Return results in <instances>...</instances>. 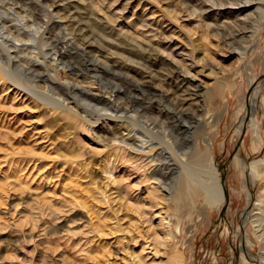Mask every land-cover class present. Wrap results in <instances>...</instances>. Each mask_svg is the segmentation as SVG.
Wrapping results in <instances>:
<instances>
[{"label": "rangeland", "instance_id": "374dc122", "mask_svg": "<svg viewBox=\"0 0 264 264\" xmlns=\"http://www.w3.org/2000/svg\"><path fill=\"white\" fill-rule=\"evenodd\" d=\"M249 1L0 0V264H260L264 234L260 240L256 223L264 233V213L258 222L249 217L259 209L247 205L244 170L238 164L264 155V18L250 37L249 19L262 0ZM86 41L90 47L83 49ZM169 41L171 46L164 47ZM154 44L167 51L176 47L172 66L168 58L156 57ZM11 60L91 91L107 85L102 89L117 94L120 105L136 100L140 120L125 121L122 107L23 75ZM177 64L189 68L201 85L172 78L169 71ZM144 78L150 85L159 78L161 88L197 104L173 112L149 84L134 86ZM253 97L261 134L257 140L248 125ZM199 102L205 109L198 108ZM110 112L117 116L109 118ZM195 116H209V122L198 124ZM153 119L157 128L150 125ZM126 125L160 146L170 140L183 158L192 154L196 140L202 144L210 134L221 186L216 202L208 203L196 189L181 215L170 208L183 173L172 168L175 154L158 157L153 169L161 185L158 193L150 192V184H156V179L146 180L150 168H130L122 161V139L135 132ZM263 189L264 179L258 176L251 193L256 197ZM162 208L171 224L168 241L159 238L158 219L147 217L146 210L158 217Z\"/></svg>", "mask_w": 264, "mask_h": 264}, {"label": "bare ground", "instance_id": "6f19581e", "mask_svg": "<svg viewBox=\"0 0 264 264\" xmlns=\"http://www.w3.org/2000/svg\"><path fill=\"white\" fill-rule=\"evenodd\" d=\"M184 2V0H182ZM186 1V0H185ZM188 1V0H187ZM249 1V0H246V2ZM245 2V1H244ZM187 3V2H186ZM202 3V2H201ZM240 3V2H239ZM250 3V1H249ZM235 4V3H234ZM241 4V3H240ZM206 5V4H205ZM196 6L198 7V4H196ZM238 6V4H237ZM188 8V7H187ZM204 8V7H203ZM206 8V7H205ZM192 10V9H191ZM197 10V9H196ZM190 11V10H189ZM195 11V10H194ZM201 11H203V9H201ZM193 12V11H192ZM200 12V11H199ZM143 13V12H142ZM203 13V12H202ZM255 13V12H254ZM45 14V13H44ZM99 14V13H98ZM2 15V14H1ZM100 15V14H99ZM55 16V15H54ZM250 16V15H249ZM246 17V16H245ZM248 18V17H246ZM263 18H264V0H262V2H260L257 6H256V13L254 14V16L252 18L249 19V26L252 27V30L250 32V37L253 36V33L255 34V31L261 26L262 24V21H263ZM104 19V18H103ZM146 19V18H145ZM244 19V18H243ZM57 20V19H56ZM247 20V19H246ZM54 21V20H53ZM62 21V20H61ZM243 22V20H241ZM68 22V21H66ZM147 22V21H146ZM156 22V21H155ZM248 23V21H247ZM2 24V23H1ZM56 24V23H55ZM246 25V24H245ZM63 26V25H62ZM244 26V25H243ZM52 27V26H51ZM70 27V25H69ZM95 27V26H94ZM245 27V26H244ZM53 28V27H52ZM66 28V27H65ZM247 28V27H246ZM260 29V28H259ZM109 30V29H108ZM249 30V29H248ZM51 31V30H50ZM77 31V30H76ZM133 31V30H132ZM162 31V30H161ZM53 32V31H52ZM81 32V31H80ZM127 32V31H126ZM30 33V32H29ZM61 33V32H60ZM60 35V34H59ZM67 35V34H66ZM79 35V34H78ZM77 35V36H78ZM50 36V35H49ZM53 36V35H52ZM64 36V35H63ZM131 36V35H130ZM48 37V36H46ZM84 37V36H83ZM160 37V36H159ZM158 37V38H159ZM79 38V37H78ZM134 38V37H133ZM173 38V37H172ZM49 39V38H48ZM51 39H53V37H51ZM82 39V38H81ZM91 39V38H90ZM157 39V38H156ZM161 39V38H160ZM84 40V39H83ZM87 40V39H86ZM18 41V40H17ZM53 42V40H51ZM85 41V40H84ZM29 42V41H28ZM51 42V43H52ZM75 42V41H74ZM147 42V41H146ZM156 42V41H155ZM23 43V42H22ZM54 43V42H53ZM90 43L91 42H83L82 44V48H87V47H90ZM144 43V42H143ZM157 43L158 40H157ZM161 43V42H160ZM76 44V43H75ZM106 44V43H105ZM172 43H170L169 41V45H165L164 47L166 46H171ZM80 45V44H79ZM78 45V46H79ZM93 45V43H92ZM132 45V44H131ZM149 45V44H148ZM152 45V44H151ZM149 45V46H151ZM242 45V44H241ZM240 45V46H241ZM246 45V44H245ZM38 46V45H37ZM59 46V45H58ZM146 46V43L145 45ZM153 46V45H152ZM154 50L156 51V57H158L159 59H162L163 61H166L167 58H168V61H166L167 65H173L172 63L176 60L174 58V50L175 48L171 47L169 49V51L165 50L164 48H161V46H156L154 44ZM54 47V46H53ZM185 47V46H184ZM183 47V48H184ZM242 47V46H241ZM92 48V47H91ZM89 48V49H91ZM146 48V47H145ZM152 48V47H151ZM63 49V48H62ZM99 49V48H98ZM147 49H148V46H147ZM146 49V50H147ZM245 49V48H244ZM243 49V50H244ZM18 50V49H16ZM80 50V49H79ZM149 50H151L149 48ZM153 50V52H155ZM56 51V50H55ZM92 51V49L90 50ZM245 51V50H244ZM93 52V51H92ZM134 52V51H133ZM142 52V50H141ZM144 52V50H143ZM149 52V51H148ZM151 52V51H150ZM152 52V53H153ZM65 53V52H64ZM10 54V53H9ZM28 54V53H27ZM39 54V53H38ZM57 54V53H56ZM55 54V55H56ZM155 54V53H154ZM177 53L175 52V55ZM193 54V53H192ZM6 55V53H5ZM31 55V54H30ZM46 55V54H45ZM58 55L61 57V60H64L62 59L63 57V51L62 50H58ZM68 55V54H67ZM147 55H150V54H147ZM152 55V54H151ZM189 55V54H188ZM154 56V55H152ZM11 57V56H10ZM15 57V56H14ZM40 57V56H39ZM91 57V56H90ZM148 57V56H147ZM93 58V57H92ZM96 58V57H95ZM146 58V57H144ZM97 59V58H96ZM102 58H100L101 60ZM143 59V58H142ZM152 59V58H151ZM181 58H179L180 60ZM14 60V59H13ZM17 60V59H16ZM115 60V59H114ZM121 60V59H120ZM125 60V59H124ZM149 60V59H148ZM156 60V59H155ZM3 61V60H2ZM35 61V60H34ZM95 61V60H94ZM113 61V60H112ZM116 61V60H115ZM114 61V62H115ZM161 61V62H163ZM184 61V60H183ZM186 61V60H185ZM36 62V61H35ZM39 62V61H38ZM62 62V61H61ZM146 62V61H144ZM11 63L15 66V67H18L19 70L23 73V75L27 74V75H33L34 77H43L44 79H46L48 81V83L54 87H62L69 90V91H77L78 92V95H83L82 97H86L87 99L90 98V99H97V100H100V101H103L105 102L106 104H110L112 106H114L115 108H121L122 107V111H124L123 113H126L127 115L124 117V120L125 121H130V122H135L136 120H138V116L137 113L138 110L134 108V104L136 102V100H132V102H130L129 104L127 105H120L117 101V98L115 97L117 94L115 93H110L108 92L109 89L105 90V89H102V88H105L107 87V85H102L101 88H98L96 91H91L86 88H84V86L82 87L81 85L79 84H73L70 83V82H60L58 81L54 75L50 74V72H40V70L38 71L36 69V67L32 64H19L18 62H14L11 60ZM100 64H105L104 62L102 61H99ZM7 64V63H6ZM43 63H41L42 65ZM98 64V63H97ZM115 64V63H113ZM149 64V63H148ZM186 64V63H185ZM5 65V64H4ZM116 65V64H115ZM152 65V64H150ZM192 65V63H191ZM1 66V65H0ZM171 66H170V69H171ZM70 67V66H69ZM97 67H100V66H97ZM111 67V66H110ZM115 67V66H114ZM119 67V66H118ZM121 67V66H120ZM175 71L171 70L169 71L171 73V77L173 76L176 81H178L179 83H187V85H190V84H193V83H198V85L200 86L201 83L199 81H197V77L195 76V74L191 73L189 68H186L184 65H175ZM189 67V66H187ZM192 67V66H191ZM92 68V67H91ZM101 68V67H100ZM15 69V68H14ZM47 69V68H46ZM45 69V70H46ZM93 69V72L97 71L98 69L97 68H92ZM112 69V68H111ZM116 69V68H115ZM17 70V69H16ZM100 70V69H99ZM168 70V69H167ZM124 71V70H123ZM143 71V70H142ZM141 71V72H142ZM145 71V70H144ZM12 72V70H11ZM92 72V71H90ZM100 72V71H99ZM140 72V73H141ZM8 73V72H6ZM10 73V72H9ZM86 73V72H85ZM168 73V72H167ZM169 73V74H170ZM98 74V72H97ZM125 74H128V73H125ZM22 75V74H21ZM95 75V74H94ZM93 75V76H94ZM152 75V73H151ZM155 75V74H154ZM96 76V75H95ZM129 76V75H128ZM169 76V75H168ZM164 77V76H163ZM172 77V78H173ZM127 78V77H126ZM161 78V77H159ZM157 78L159 81L160 79ZM69 79V78H68ZM67 79V81H68ZM71 79V78H70ZM134 80V79H133ZM163 80V79H161ZM16 81V80H15ZM70 81V80H69ZM75 82V80H73ZM77 81V80H76ZM108 81V80H107ZM140 82L137 81V83L134 85V86H137L139 87V89H143L144 87H146V85L149 84L150 80L149 79H142L140 80ZM155 81V80H154ZM157 82L156 84L154 83L153 85H150L149 84V88L155 93V95L157 97H159L161 100H163L164 102H166L170 108H172L173 112L176 110L177 111H186L188 110V108L184 107L182 108L183 106L185 105H192L193 103L194 104H197V102H194L191 97H188V96H182V95H177L174 91H171V92H168L166 90H164L163 88H161V83L160 82ZM95 82V81H94ZM263 82V81H262ZM14 83V81H13ZM112 83V82H111ZM130 83H132L130 81ZM82 84V83H81ZM93 84V82H92ZM133 84V83H132ZM18 85V84H17ZM49 85V86H50ZM130 85V84H129ZM186 85V84H185ZM196 85V86H198ZM19 86V85H18ZM21 86V85H20ZM116 86V85H115ZM261 87V84L259 85ZM259 86L256 88V92L259 88ZM29 88L33 89V85H28ZM87 87V86H86ZM127 87V86H126ZM203 87V86H202ZM35 88V87H34ZM62 88V89H63ZM133 88V87H131ZM59 89V88H58ZM64 89V90H65ZM128 89V88H127ZM146 89V88H145ZM148 89V87H147ZM25 90V88H24ZM53 90V89H52ZM138 90V88H137ZM182 91H184L185 89H181ZM63 91V90H62ZM66 91V90H65ZM131 90H129L130 92ZM134 91V90H133ZM132 91V92H133ZM189 91V90H188ZM76 92V93H77ZM128 92V93H129ZM136 92V91H135ZM150 92V91H149ZM185 92V91H184ZM255 92V94H256ZM53 93V92H52ZM137 93V92H136ZM60 94H61V91H60ZM135 94V93H134ZM151 94V93H150ZM186 94V93H185ZM254 94V96H255ZM152 95V94H151ZM189 95V94H188ZM49 96V95H48ZM69 96V95H68ZM142 96V95H141ZM79 97V96H78ZM129 97V95H128ZM256 97V96H255ZM83 99V98H82ZM89 99V100H90ZM53 100H56V99H53ZM80 100V99H79ZM85 101V99H84ZM131 101V99H130ZM162 101V102H163ZM198 101V100H197ZM88 102V101H87ZM94 102V101H93ZM142 102V101H141ZM79 103V102H78ZM122 103V102H121ZM200 104V102H199ZM146 105V104H145ZM151 105V104H150ZM95 106V105H94ZM141 106V105H140ZM143 106V105H142ZM149 106V105H148ZM165 106V105H164ZM200 109H205V105L202 103L200 105H198ZM147 107V106H146ZM145 107V108H146ZM196 107V106H195ZM194 107V108H195ZM144 108V110H145ZM190 109V108H189ZM199 109V110H200ZM164 110V109H163ZM171 110V111H172ZM194 110V109H193ZM248 112H249V119H248V125L250 126L251 130L254 131V135H253V138L254 140H257L261 137V134H260V131H259V125L257 124V119L256 117L254 116V111H255V101H254V97L252 98V100L250 101L249 103V107H248ZM111 111V110H110ZM118 111V110H117ZM148 112V110H145ZM100 112V111H99ZM141 112H143L141 110ZM161 112H162V109H161ZM197 112V111H196ZM256 112V111H255ZM169 113V112H168ZM171 113V112H170ZM182 113V112H181ZM119 114V113H118ZM143 115H147L149 113H142ZM192 114V113H191ZM109 115V118L110 117H115L117 116V114L114 112V113H108ZM173 115V114H171ZM177 115V114H176ZM141 116V115H139ZM152 116V115H151ZM170 116V115H169ZM181 116V115H180ZM183 116V115H182ZM191 116V115H190ZM145 117V116H143ZM172 117V116H170ZM185 117V116H184ZM196 117V116H195ZM102 118V117H101ZM119 119V118H118ZM152 119V118H151ZM121 120V119H120ZM140 120V118H139ZM146 120V119H145ZM148 120V119H147ZM198 124L201 123L203 124L204 126L209 122V116H203L202 118H199V117H196L194 119ZM155 120L153 119L150 123L154 125V122ZM161 121V120H160ZM179 121V120H178ZM144 122V121H143ZM143 122H140V123H143ZM150 122V121H149ZM154 122V123H152ZM170 122V121H169ZM125 123V122H124ZM147 123V122H146ZM168 123V122H167ZM166 123V124H167ZM179 123V122H177ZM246 123V122H245ZM119 124V123H118ZM156 124V123H155ZM172 124V123H171ZM183 124V123H182ZM247 124V123H246ZM147 125V124H146ZM149 125V126H150ZM174 125V124H173ZM129 125H126L125 128L126 130H135L134 132V135L130 138V139H122L123 141V148H122V161L123 162H128V166L127 167H140L142 166L141 168L144 170V169H147V168H150V175H148L146 177V180H151L152 179H156V184H150L151 186L150 187V192H153L155 193V190L157 189V187L159 186L160 187V181H159V178L157 176V171L155 172V169L153 168H156L157 166H159V163H157V159L158 157H162L163 160L164 159H169V157L173 154L176 155V163H172V168H177V169H182L183 170V173L179 176V184L176 188V190L174 191V194L172 195V202H171V206L170 208L172 207L173 210L175 212H178L180 214V211L182 209V207H184V205L186 206L188 203H189V200L190 198L192 197V192L195 191L196 189L201 191L204 196H205V199L208 203H215L216 200L220 197L221 195V186L217 183V171H216V168L215 166L213 165L212 163V153H211V146H212V136L210 134L208 135H205L202 139V144H201V141H197L196 140V147L194 148L192 154H190V156L188 158H183L182 156H179L178 154L175 153V150L173 148V146H171L170 143L167 139H163L166 143V147H163V146H160V144H163L161 142H156L154 141L153 139H150V138H146L144 136V134L141 132V129L137 128V127H128ZM156 127V125H154ZM161 126V125H160ZM240 127V125L238 126ZM149 128H152V126H150ZM157 128V127H156ZM162 128V127H161ZM247 128V127H246ZM245 128V129H246ZM257 128V129H256ZM164 130V129H163ZM250 130V129H249ZM148 131V130H147ZM165 132V131H163ZM188 132V131H187ZM114 133V131H113ZM116 134V133H115ZM160 134V133H159ZM118 135V134H117ZM166 135V134H165ZM153 136V135H152ZM151 136V137H152ZM167 136V135H166ZM165 136V138H167ZM173 136V135H171ZM198 136V135H197ZM113 137V136H112ZM118 138V136H116ZM162 137V136H161ZM154 138V137H153ZM160 139V138H158ZM238 139V138H237ZM263 139V138H262ZM162 140V139H161ZM172 142V141H171ZM256 142V141H255ZM106 144V143H105ZM236 145V143H235ZM105 147V146H104ZM237 147V146H236ZM120 148V147H119ZM154 148V152L153 153H150L148 154V152L150 150H152ZM235 148V147H234ZM239 148V147H238ZM178 149V148H177ZM241 149V148H240ZM237 150V149H236ZM235 150V151H236ZM181 150L179 151V154H180ZM240 152V151H239ZM178 153V152H177ZM183 154V153H182ZM239 159V158H238ZM119 160V159H118ZM240 160V159H239ZM121 161V162H122ZM170 164V163H169ZM238 164L241 165L242 167V170H244L242 172V175H243V187L247 186V189H246V201H247V205H251L252 204V208L253 209H259V212L257 213H254L252 214L251 212H249V217L251 216L253 218V222H258L259 219H260V216H261V211L264 213V189H263V194L262 193H259L256 197L253 196V194L251 193V185L252 184H256V180L258 178V176H261L263 179H264V155L262 157H259V158H256V159H251L249 161H245L243 159H241ZM126 166V165H125ZM161 168V167H160ZM163 168V167H162ZM218 168V167H217ZM258 168H262L263 171L260 172ZM111 169V168H110ZM171 169V168H170ZM133 170V169H132ZM136 171V168L134 169ZM161 170H164V169H161ZM130 171V170H129ZM159 172V171H158ZM161 172V171H160ZM168 173V172H167ZM128 174V173H127ZM160 174V173H159ZM146 175V173L144 174ZM162 176V174H160ZM121 176V175H120ZM128 176V175H127ZM143 177V176H142ZM160 177V176H159ZM141 179H144V178H141ZM165 179V178H164ZM158 180V182H157ZM138 181V179H137ZM140 181V180H139ZM152 181V180H151ZM155 181V180H154ZM147 182V181H146ZM153 182V181H152ZM162 182V180H161ZM136 183V182H135ZM165 183V182H164ZM140 185V184H139ZM165 186V185H164ZM139 187V186H138ZM166 187V186H165ZM246 188V187H245ZM128 189V188H127ZM147 189V188H146ZM149 190V189H147ZM157 191V190H156ZM161 191V190H160ZM166 191V190H165ZM158 193V191L156 192ZM245 193V192H244ZM161 194V193H160ZM151 195V194H150ZM164 195V194H163ZM166 195V194H165ZM130 196V195H129ZM152 196V195H151ZM133 197V196H132ZM137 197V196H135ZM153 197V196H152ZM167 197V196H166ZM158 198V197H157ZM155 198V200L157 199ZM169 198H170V194H169ZM168 198V199H169ZM193 202V201H192ZM134 204L136 207H140L141 206L139 205V203L133 201L131 202V204ZM153 203V202H152ZM157 203V201H156ZM159 203V202H158ZM195 203V202H194ZM154 204V203H153ZM257 204L259 207H257ZM156 205V204H155ZM154 205V206H155ZM150 207V206H149ZM139 208V209H140ZM171 208V209H172ZM163 209V208H162ZM252 209V210H253ZM143 210V209H142ZM167 210V209H166ZM148 214V218L149 219H154V218H157V224H159L160 226H162V236H159V238H161L162 240L164 241H168L170 240V237H171V230H170V219L168 217V212H165L164 209L163 211H160L157 215L158 217H155V215L153 216L152 215V211H149V210H146ZM183 211V210H182ZM246 211V210H245ZM163 212L164 214L163 215H160V213ZM244 212V211H243ZM157 214V213H156ZM177 214V213H176ZM181 215V214H180ZM191 215V214H190ZM245 216V215H244ZM248 217V213L246 214L245 216V219L244 221H246V219L249 218ZM191 218V216H190ZM151 222V221H150ZM176 223V222H175ZM171 225V224H170ZM178 225V223H177ZM176 225V226H177ZM256 234L258 236V238H260L261 240V237L263 236V229L261 228L262 225L259 224V223H256ZM193 226H192V230H193ZM159 235V234H157ZM250 237V236H249ZM264 238V237H263ZM259 240V239H258ZM171 242V241H170ZM249 242V241H248ZM262 244V243H261ZM263 245V244H262ZM242 246V245H241ZM263 253V252H262ZM261 253V259L259 260L260 261V264H263V256L264 254Z\"/></svg>", "mask_w": 264, "mask_h": 264}, {"label": "water", "instance_id": "95a60500", "mask_svg": "<svg viewBox=\"0 0 264 264\" xmlns=\"http://www.w3.org/2000/svg\"><path fill=\"white\" fill-rule=\"evenodd\" d=\"M226 197V199H225V202H224V204H223V206H222V208H221V213L224 211V209H225V207H226V204H227V195H225Z\"/></svg>", "mask_w": 264, "mask_h": 264}]
</instances>
